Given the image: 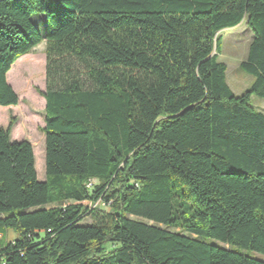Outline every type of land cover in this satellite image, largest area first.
<instances>
[{
  "label": "trees",
  "instance_id": "16d2710c",
  "mask_svg": "<svg viewBox=\"0 0 264 264\" xmlns=\"http://www.w3.org/2000/svg\"><path fill=\"white\" fill-rule=\"evenodd\" d=\"M241 23L253 80L236 97L218 33ZM41 43L44 181L10 118L0 264H264V0H0V107Z\"/></svg>",
  "mask_w": 264,
  "mask_h": 264
},
{
  "label": "rangeland",
  "instance_id": "374dc122",
  "mask_svg": "<svg viewBox=\"0 0 264 264\" xmlns=\"http://www.w3.org/2000/svg\"><path fill=\"white\" fill-rule=\"evenodd\" d=\"M32 21L38 32L44 34V15L34 14ZM221 37V48L219 61L225 64V78L231 92L236 96L246 92L252 83V77L243 73L239 64L245 59L247 49L250 44L252 34L246 28L244 23L239 26L226 29L218 33ZM32 62L40 66L37 78L31 79L27 73V68L22 67L21 63ZM8 85L12 88L18 98L17 106L0 107V128L5 129L8 120H14V126L10 134L11 141H26L33 150L35 172L39 181H44V135L41 129L44 126V43L34 48L31 54L19 58L8 71ZM250 105L264 114V99L252 96ZM97 181L92 180L90 185H96ZM85 207H96L99 213L108 212L109 209L101 202L95 205L84 202ZM58 205H49L47 208H54ZM64 207L65 205H61ZM132 219L141 221L142 219L132 217ZM91 221L84 217L83 223L89 224ZM143 222V221H141ZM260 260L264 258L252 255Z\"/></svg>",
  "mask_w": 264,
  "mask_h": 264
},
{
  "label": "crops",
  "instance_id": "0c3cea01",
  "mask_svg": "<svg viewBox=\"0 0 264 264\" xmlns=\"http://www.w3.org/2000/svg\"><path fill=\"white\" fill-rule=\"evenodd\" d=\"M17 236L11 231L7 230L6 233L4 234V239L6 243H11L14 240H16ZM3 237L0 235V242L2 241Z\"/></svg>",
  "mask_w": 264,
  "mask_h": 264
}]
</instances>
